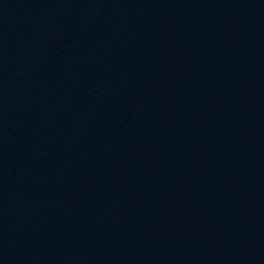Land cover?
<instances>
[{
	"label": "water",
	"instance_id": "water-1",
	"mask_svg": "<svg viewBox=\"0 0 264 264\" xmlns=\"http://www.w3.org/2000/svg\"><path fill=\"white\" fill-rule=\"evenodd\" d=\"M0 264H264V0H0Z\"/></svg>",
	"mask_w": 264,
	"mask_h": 264
}]
</instances>
